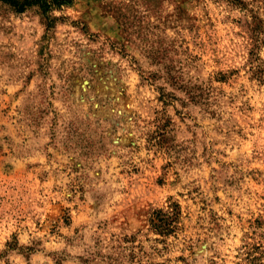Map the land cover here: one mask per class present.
I'll list each match as a JSON object with an SVG mask.
<instances>
[{"label":"rangeland","instance_id":"rangeland-1","mask_svg":"<svg viewBox=\"0 0 264 264\" xmlns=\"http://www.w3.org/2000/svg\"><path fill=\"white\" fill-rule=\"evenodd\" d=\"M47 16L0 4V264L264 261V0Z\"/></svg>","mask_w":264,"mask_h":264},{"label":"trees","instance_id":"trees-1","mask_svg":"<svg viewBox=\"0 0 264 264\" xmlns=\"http://www.w3.org/2000/svg\"><path fill=\"white\" fill-rule=\"evenodd\" d=\"M73 3V0H0V4L6 5L10 7L12 10H14L16 13L21 14L24 13L26 10L30 8H37L43 18L46 21H49L50 18L47 16L48 13L55 9H59L61 7H68ZM257 79L263 81L264 80V72L257 69L256 72H254ZM143 81L151 80V77H146L142 79ZM170 80L174 84H179V80L177 77L170 78ZM202 94L194 93L191 95L192 98H201ZM168 212H164L161 209L155 210L151 216L150 224L152 231L161 236L163 239L168 238L169 236H174L176 232L179 230L178 228V221L180 218V208L177 203H171L169 206ZM28 253L31 252V249L25 248ZM18 251L20 248L18 247V243L14 241L11 244H7V250L6 251ZM125 250H128L125 247H118V252H116V256L120 259L124 258V252ZM129 261L131 264H142L141 261H135V255L133 252L129 253L128 255ZM118 258H111V262H117ZM254 264H264L263 257H253V261H251ZM152 264V263H147Z\"/></svg>","mask_w":264,"mask_h":264}]
</instances>
